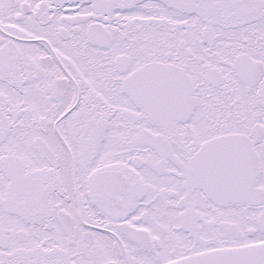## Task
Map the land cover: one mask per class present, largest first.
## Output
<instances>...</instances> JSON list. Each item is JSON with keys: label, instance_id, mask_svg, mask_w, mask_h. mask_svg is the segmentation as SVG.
<instances>
[{"label": "snow or ice", "instance_id": "1", "mask_svg": "<svg viewBox=\"0 0 264 264\" xmlns=\"http://www.w3.org/2000/svg\"><path fill=\"white\" fill-rule=\"evenodd\" d=\"M0 264H264V0H0Z\"/></svg>", "mask_w": 264, "mask_h": 264}]
</instances>
